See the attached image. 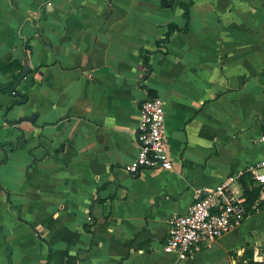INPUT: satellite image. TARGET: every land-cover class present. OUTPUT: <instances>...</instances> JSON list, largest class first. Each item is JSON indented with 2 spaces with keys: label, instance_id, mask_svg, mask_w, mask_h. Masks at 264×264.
<instances>
[{
  "label": "crops",
  "instance_id": "0c3cea01",
  "mask_svg": "<svg viewBox=\"0 0 264 264\" xmlns=\"http://www.w3.org/2000/svg\"><path fill=\"white\" fill-rule=\"evenodd\" d=\"M166 1L0 0V62H15L0 69V264H264V205L183 257L163 249L200 189L254 186L264 0ZM180 2L188 29L158 46L185 25ZM153 95L173 166L132 173Z\"/></svg>",
  "mask_w": 264,
  "mask_h": 264
},
{
  "label": "built area",
  "instance_id": "2783aa9c",
  "mask_svg": "<svg viewBox=\"0 0 264 264\" xmlns=\"http://www.w3.org/2000/svg\"><path fill=\"white\" fill-rule=\"evenodd\" d=\"M135 132L138 150L127 164L130 172L173 166L166 136L164 104L159 96H148L141 102ZM258 140L264 142V133ZM245 172L250 174L251 182L259 189L251 205V209H258L264 205V157L249 164ZM238 177L229 175L213 186L203 187L195 194L186 212L168 217L165 252H175L183 257L243 222L248 213L246 197L232 187Z\"/></svg>",
  "mask_w": 264,
  "mask_h": 264
},
{
  "label": "trees",
  "instance_id": "16d2710c",
  "mask_svg": "<svg viewBox=\"0 0 264 264\" xmlns=\"http://www.w3.org/2000/svg\"><path fill=\"white\" fill-rule=\"evenodd\" d=\"M189 5H190V2H180V6L183 7V9H184V17L186 19V23L183 27H179L175 23L168 24L165 36L162 39H159L157 41L158 46H164L167 43V41L170 39V36L175 31H177V30L185 31L188 29L187 20H188ZM141 54H142V58H143V64L146 67V70L149 71L151 69V66L149 64V59H148L150 51L149 50H142ZM13 63H15V62L14 61L0 62V69L6 70V68H10ZM16 64H17V66H19V68H21L20 63H16ZM25 98H26V95H23L22 100H25ZM258 190L259 189L256 186H250L249 187V186H247V184H245V186H244L243 194L246 197L245 204H246L248 211L251 210V205L253 204V202L255 201V199L258 196Z\"/></svg>",
  "mask_w": 264,
  "mask_h": 264
},
{
  "label": "water",
  "instance_id": "95a60500",
  "mask_svg": "<svg viewBox=\"0 0 264 264\" xmlns=\"http://www.w3.org/2000/svg\"><path fill=\"white\" fill-rule=\"evenodd\" d=\"M162 2H163L164 5H171V3H168L166 0H162ZM23 63H24V67H23L19 77L15 81L16 84H18L25 77V75L28 73L27 60L24 59Z\"/></svg>",
  "mask_w": 264,
  "mask_h": 264
}]
</instances>
